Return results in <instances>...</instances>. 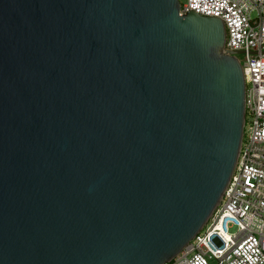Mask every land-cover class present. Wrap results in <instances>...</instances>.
<instances>
[{"label": "water", "instance_id": "obj_1", "mask_svg": "<svg viewBox=\"0 0 264 264\" xmlns=\"http://www.w3.org/2000/svg\"><path fill=\"white\" fill-rule=\"evenodd\" d=\"M180 0H0V264H167L228 188L246 83Z\"/></svg>", "mask_w": 264, "mask_h": 264}, {"label": "built area", "instance_id": "obj_2", "mask_svg": "<svg viewBox=\"0 0 264 264\" xmlns=\"http://www.w3.org/2000/svg\"><path fill=\"white\" fill-rule=\"evenodd\" d=\"M180 5L181 14L193 10L221 18L226 49L257 53L236 54L242 57L249 127L231 183L205 225L167 264H264V0H185Z\"/></svg>", "mask_w": 264, "mask_h": 264}, {"label": "rangeland", "instance_id": "obj_3", "mask_svg": "<svg viewBox=\"0 0 264 264\" xmlns=\"http://www.w3.org/2000/svg\"><path fill=\"white\" fill-rule=\"evenodd\" d=\"M184 1H185V0H180L181 3L184 2ZM239 59L241 60L242 57L240 56ZM248 120H249V119H248ZM248 127H249V123H246V126H245V135H247ZM244 138H245V137H244ZM229 231H230V232H234V231H235V227L230 228Z\"/></svg>", "mask_w": 264, "mask_h": 264}]
</instances>
